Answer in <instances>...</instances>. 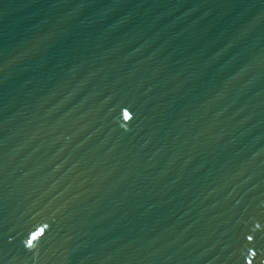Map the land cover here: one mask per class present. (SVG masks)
<instances>
[{"label": "water", "instance_id": "water-1", "mask_svg": "<svg viewBox=\"0 0 264 264\" xmlns=\"http://www.w3.org/2000/svg\"><path fill=\"white\" fill-rule=\"evenodd\" d=\"M0 264H264V0H0Z\"/></svg>", "mask_w": 264, "mask_h": 264}]
</instances>
